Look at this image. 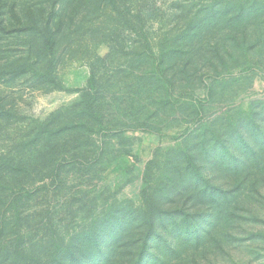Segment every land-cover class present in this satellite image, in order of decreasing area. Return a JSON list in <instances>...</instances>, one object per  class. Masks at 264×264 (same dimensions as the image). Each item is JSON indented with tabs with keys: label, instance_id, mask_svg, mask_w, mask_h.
Returning <instances> with one entry per match:
<instances>
[{
	"label": "rangeland",
	"instance_id": "374dc122",
	"mask_svg": "<svg viewBox=\"0 0 264 264\" xmlns=\"http://www.w3.org/2000/svg\"><path fill=\"white\" fill-rule=\"evenodd\" d=\"M115 3L118 6L113 10L119 9V15L102 11L97 0L70 4L69 0H0V154H13L14 143L22 144L33 135L37 124L55 113H68L81 106L85 101L83 91L91 87L97 90L95 115L103 117L109 129L117 130L114 125L119 118L112 114L115 108L111 105L115 102L123 110L130 109V98L117 92L120 81L129 76H148L159 63L158 57L162 58L170 47L176 53L164 57L167 63L161 68L176 80L174 91L150 97L146 94L148 103L143 105L144 112L150 114L160 108L153 102L161 98L170 102L158 109L161 117L155 116L152 122L162 133L109 130L102 134L98 143L103 144L105 156L97 167L99 173L93 175L94 180L85 181L83 189L88 184L85 190L100 202L117 199L139 204L143 174L156 152L186 149L212 185L241 190L234 199L239 202L235 206L236 223L232 230L223 228L229 245L226 243L221 250L202 249L194 254L191 264H264V173H260L264 162V38L253 35L249 40L253 47L250 60L256 65L237 79L239 82L230 84L229 80L209 78L201 84L198 78L188 82L179 73L183 56L189 60L192 47L201 39L198 35L187 38L197 12L202 17L212 8L223 12L230 9L242 12V18L248 19L250 9L264 10V0ZM47 21L51 29L63 28V33L54 53H50L52 57L36 64L35 55L44 46L36 32ZM254 22L260 28L261 20ZM31 50L33 58L28 54ZM150 52L156 58H149ZM201 60L197 62L193 57L187 62L188 71L204 70ZM206 84L214 89L208 100ZM193 96L206 100L200 113ZM258 163L261 168H257ZM244 189L248 190L245 195ZM182 195L188 196L182 190L178 195L182 212L177 213L179 224L186 231L189 227L184 221L189 220L199 234L206 236L213 228L216 213L206 200H185ZM159 231L162 238L146 256L145 264H154L159 252L162 258L176 262V254L169 246L171 242L178 244L183 237L174 239L177 232L171 235L163 228ZM225 234L233 235L235 240L231 238L229 243Z\"/></svg>",
	"mask_w": 264,
	"mask_h": 264
},
{
	"label": "trees",
	"instance_id": "16d2710c",
	"mask_svg": "<svg viewBox=\"0 0 264 264\" xmlns=\"http://www.w3.org/2000/svg\"><path fill=\"white\" fill-rule=\"evenodd\" d=\"M74 1L69 0V4ZM97 1L106 13L120 14L119 9L113 10L118 6L115 0ZM229 10L223 12L212 8L202 17L197 12L196 21L186 36L194 39L198 35L201 39L192 47L189 60L188 56H183L179 65V73L188 82L198 78L203 84L210 78L229 80L232 84L256 65L250 60L253 47L249 40L253 35L264 38V10L250 9L248 19L242 18V12ZM70 20L72 23L73 19ZM260 20V28H257L254 21ZM249 27H252L251 32ZM61 33L63 28L53 30L49 21L38 28L36 35L42 37L44 46L35 55L36 64L52 57ZM31 53L32 50L28 51L29 57L33 58ZM175 53L168 47L162 58L158 57L156 68L145 78L135 80L129 76L120 81L117 92L130 98V109L123 110L115 102L111 105L115 108L112 114L119 118V125H114L118 131L162 133L152 122L155 116L161 117L158 111L170 102L164 98L153 102L160 108L150 114L144 112L143 105L148 103L146 94L150 97L174 91L176 80L166 76L161 64L167 63L164 57ZM193 57L197 62L202 59L203 65H200L207 71L200 69L199 73H190L187 68ZM31 58L24 60L30 62ZM149 58L156 57L150 52ZM52 64L53 60L50 67ZM206 88L205 99L208 100L214 89L209 84ZM159 89L161 92L157 93ZM83 93L85 101L81 106L68 113H55L37 124L32 130L33 135L22 144L14 143L16 151L13 154H0V264H145L146 256L162 238L159 231L162 228L171 235L177 232L174 239L183 238L178 244L171 242L169 246L176 254V262L162 258L159 252L154 264H191L194 254L204 248L221 250L227 243L223 228L232 230L236 223L235 206L239 202L234 199L241 190L212 185L186 149H163L165 153L159 149L156 152L143 174L139 204L118 202L117 199L100 202L85 190L88 184L83 189L85 181L95 179L99 173L97 167L105 156L99 139L109 130L117 131L109 129L99 114L95 115L97 90L91 87ZM193 98L200 113L206 100L198 96ZM113 99L115 101L116 96ZM201 143L205 144L204 141ZM262 165L261 174L264 173V162ZM257 166L261 168L259 163ZM181 190L188 195H182L183 199L206 200L216 213L213 228L206 236L199 234L189 220L184 224L190 230L184 231L179 224L177 213L182 212L178 195ZM246 193L248 190L244 189V195ZM225 235L229 243L231 238L235 240L233 235Z\"/></svg>",
	"mask_w": 264,
	"mask_h": 264
}]
</instances>
